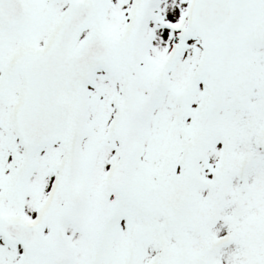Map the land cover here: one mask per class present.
<instances>
[{"label": "snow or ice", "instance_id": "obj_1", "mask_svg": "<svg viewBox=\"0 0 264 264\" xmlns=\"http://www.w3.org/2000/svg\"><path fill=\"white\" fill-rule=\"evenodd\" d=\"M0 264H264V0H0Z\"/></svg>", "mask_w": 264, "mask_h": 264}]
</instances>
